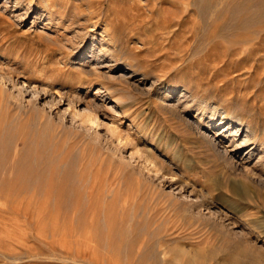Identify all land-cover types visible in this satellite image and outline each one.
Segmentation results:
<instances>
[{
    "label": "rangeland",
    "instance_id": "374dc122",
    "mask_svg": "<svg viewBox=\"0 0 264 264\" xmlns=\"http://www.w3.org/2000/svg\"><path fill=\"white\" fill-rule=\"evenodd\" d=\"M0 76V264H264V188L189 126L242 120L259 144L231 155L264 177V0H0Z\"/></svg>",
    "mask_w": 264,
    "mask_h": 264
},
{
    "label": "bare ground",
    "instance_id": "6f19581e",
    "mask_svg": "<svg viewBox=\"0 0 264 264\" xmlns=\"http://www.w3.org/2000/svg\"><path fill=\"white\" fill-rule=\"evenodd\" d=\"M77 61V60H76ZM78 63V62H77ZM80 64V63H79ZM78 64V65H79ZM77 65V66H78ZM0 80L2 81V80H4V78H2L1 76H0ZM0 81V87L1 86H3L4 87V83H2ZM11 82V81H10ZM6 85V84H5ZM154 85V83H152V86ZM22 86L24 87V88H26L30 93H32V95L33 96H35V97H37V95H38V92H37V90H36V88L35 87H33L32 85H30V83L28 84L25 80H23L22 81ZM2 88V87H1ZM169 89V88H168ZM164 93V92H163ZM164 96L162 97V99L164 100V99H166L167 98V96H169V92L166 94H163ZM60 97V101L62 100V96L60 95L59 96ZM194 101V100H193ZM179 103V104H178ZM177 104H178V106L180 105L181 106V110H179V108H178V106L176 105H174L172 108H173V111L174 112H176L177 114H181V112L183 113V112H187L188 110H190V109H192L193 108V104L192 105H190L188 102H186V103H182V101H179ZM202 103V102H201ZM201 103H199V105H200V107H202L203 108V105L201 104ZM69 106H71V105H69ZM81 116L83 117V118H86V121L87 122H89L90 124H93V125H99V122H98V117H97V115L89 108V107H87V106H85L84 107V112L81 114ZM179 117H182V116H179ZM227 118H229L230 120H228V121H224L225 119H227ZM182 120H183V118H181ZM211 120H213V119H211ZM210 120V122H209V124H207V125H209L208 127L209 128H212L213 127V122ZM220 121V123L218 124V125H216V126H214L213 127V130L215 131V135L213 136L212 134H209L208 132H202L201 130H200V128L198 127V126H195V125H193V124H189V126L190 125H192V128L197 132V133H199L200 135H199V137H200V139H202V140H204V141H206L207 143H206V145L207 144H209V146H210V148H211V151L214 153V154H217L218 156H221V157H226L225 159L228 161L229 160V163L231 164V168H232V170H239V172H240V174L242 175V177L244 178V180L246 181V182H248V180H250V177H252V178H255V180L256 179H258L259 181H258V185H260L262 188H264V177L263 176H261V175H258L256 172H254L252 169L251 170H248L247 171V169H245V168H243V167H245V166H243L242 165V163L241 162H239V161H235L234 159V157H233V155H231L232 153V151H238L239 149H241V148H243V147H247V146H249V144H252V146L253 147H250V148H248L247 150H246V155H250L249 153L250 152H253V150L255 149V148H257L256 147V145H258L259 143L257 142L256 143V141H257V139H256V131H252L251 130V128H249L250 126H246L247 128H246V130L244 131V133H245V135H244V139L240 142V143H238L236 140H235V138H237V135H239L238 133L241 131V127H242V120H241V122H240V119H235V117L234 116H224L222 119H220L219 120ZM200 122V121H199ZM217 122V121H216ZM232 122H236V127H233V126H231V124H232ZM208 128V129H209ZM218 128H220V129H218ZM218 129V130H217ZM243 131V130H242ZM111 132H112V134L115 136V137H117L120 141L121 140H123V137L122 136H120V133H118L117 132V130L115 129V128H112L111 129ZM196 133V134H197ZM243 134V133H242ZM198 135V134H197ZM114 137V138H115ZM198 137V138H199ZM200 141V140H199ZM226 142V143H225ZM202 143H204L203 141H202ZM223 143H225V145H221V144H223ZM205 144V143H204ZM256 144V145H255ZM261 145H263V148H264V142L263 143H261ZM227 146H230L231 147V149L230 150H228V148H227ZM262 147V146H261ZM211 152V153H212ZM214 154H212V155H214ZM216 158H217V156H215ZM264 157V156H263ZM249 158V157H248ZM224 159V158H223ZM222 159V160H223ZM145 162L148 164V165H150L151 167V169L150 170H153V171H157L158 169H157V164L153 161V160H151L150 158H148V157H145ZM219 160H221V159H219ZM248 160V159H247ZM225 161V160H224ZM217 162V161H216ZM219 162V161H218ZM222 163V162H221ZM224 165V164H223ZM229 166V165H228ZM248 168V167H247ZM234 172V171H233ZM242 172V173H241ZM234 174V173H233ZM239 173H237V175H238ZM252 174L254 175V176H252ZM260 174V173H259ZM240 175V176H241ZM241 179V178H240ZM244 180H243V183L241 182L240 183V181H238V182H235V183H233V184H231V191L234 193V194H236V195H238V196H243V195H245V197L246 198H248L249 200L251 199V198H249V196L250 197H253V192L255 191H253V189L251 188V187H253V186H249V185H247V183H245L244 182ZM253 180V179H252ZM250 183V182H249ZM251 184V183H250ZM257 184V183H256ZM257 185V186H258ZM249 187L252 189L251 191L249 190ZM259 188V187H258ZM259 190H260V188H259ZM261 191V190H260ZM253 194V195H252ZM255 196V198H254V200H256V202H257V200H258V204L259 203H261V205H263L264 206V193H263V191H262V193H259V194H255L254 195ZM240 197V198H241ZM244 197V196H243ZM245 198V199H246ZM252 198V199H253ZM252 199H251V201H252ZM211 200V198L209 199V196H208V198H207V195H203L202 196V198L199 200V202H198V204H199V208H202V207H204L205 209H208L209 211L208 212H210V216H212V217H214L213 218V220L210 218L209 220V224L211 225V227H213L214 229H219L220 228V230H223V232H225V233H227L228 235H230L228 232H230V233H232V234H234V235H236V234H238V233H236V231H235V228L236 227H239V225H238V223L234 220L235 219V214H239V213H241V211L240 210H237V209H239L238 207H237V209H236V207H234L232 204H229V203H227V205H228V207H229V209H231V210H233L232 212H230L229 211V209H228V211L226 210H224V209H222L221 208V206L219 205V206H215V205H213V203L210 201ZM259 206V205H258ZM203 209V208H202ZM212 209H214V210H212ZM218 219H220L222 222L221 223H219L218 222ZM226 222H228V223H226ZM248 224V227H250V228H252V227H256L257 229H261L262 227H260L259 226V221L257 220V219H252V218H250L249 220H248V222H247ZM252 231H254L253 229H251ZM249 232V231H248ZM262 232V231H261ZM231 236V235H230ZM232 237V236H231ZM239 238V237H238ZM237 242L239 243L237 246H244L245 247V250L243 249L242 250V252H243V254L245 255V256H248V257H250V256H252V254H251V251H249L248 249H246V248H250L251 247V241H250V239H249V237L245 234V235H243V237L241 238H239L238 240H237ZM253 247V246H252ZM237 248H239V247H237Z\"/></svg>",
    "mask_w": 264,
    "mask_h": 264
}]
</instances>
